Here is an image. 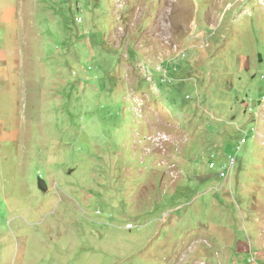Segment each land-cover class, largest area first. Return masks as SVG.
Segmentation results:
<instances>
[{
	"label": "rangeland",
	"instance_id": "obj_1",
	"mask_svg": "<svg viewBox=\"0 0 264 264\" xmlns=\"http://www.w3.org/2000/svg\"><path fill=\"white\" fill-rule=\"evenodd\" d=\"M0 264H264V0H0Z\"/></svg>",
	"mask_w": 264,
	"mask_h": 264
},
{
	"label": "built area",
	"instance_id": "obj_2",
	"mask_svg": "<svg viewBox=\"0 0 264 264\" xmlns=\"http://www.w3.org/2000/svg\"><path fill=\"white\" fill-rule=\"evenodd\" d=\"M262 78H263V77H262ZM213 156H214V155H213ZM235 163H236L235 158H231V159H230V162H229V164H228V166H227V168H226V171L221 172V177H223V178H227V177L231 174V171H232V169H233Z\"/></svg>",
	"mask_w": 264,
	"mask_h": 264
},
{
	"label": "water",
	"instance_id": "obj_3",
	"mask_svg": "<svg viewBox=\"0 0 264 264\" xmlns=\"http://www.w3.org/2000/svg\"><path fill=\"white\" fill-rule=\"evenodd\" d=\"M38 186H39V188L42 191H45L46 192L48 190V185H47L46 181L43 180L42 178H40L39 183H38Z\"/></svg>",
	"mask_w": 264,
	"mask_h": 264
}]
</instances>
